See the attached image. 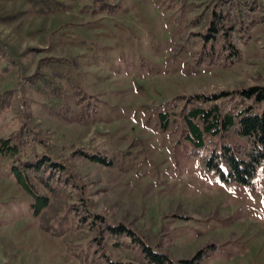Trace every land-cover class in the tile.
<instances>
[{"label":"rangeland","instance_id":"rangeland-1","mask_svg":"<svg viewBox=\"0 0 264 264\" xmlns=\"http://www.w3.org/2000/svg\"><path fill=\"white\" fill-rule=\"evenodd\" d=\"M59 1L63 11L44 15L0 2V140L36 130L43 141H26L21 158L67 166L82 188L74 198L135 236L102 257L96 233L58 200L43 232L0 154V264H151L135 238L173 264H264V176L221 183L190 155L171 106L177 95L264 86V26L236 66L196 70L173 0Z\"/></svg>","mask_w":264,"mask_h":264},{"label":"trees","instance_id":"trees-1","mask_svg":"<svg viewBox=\"0 0 264 264\" xmlns=\"http://www.w3.org/2000/svg\"><path fill=\"white\" fill-rule=\"evenodd\" d=\"M21 1L41 15L65 8L59 0ZM171 6L183 24L181 48L187 51L189 62L196 70L236 66L243 59V47L251 41L253 30L264 26V0H173ZM171 106L173 116L185 128L190 155L221 183L248 186L258 173L264 176V86L177 95ZM26 141L43 140L40 133L25 126L23 132L0 140V154L13 160L10 170L33 198L32 214L43 232L52 231L46 214L52 202L58 200L65 205L69 219L90 235L96 233L92 241L102 257L106 258V246H120L124 238L135 236L122 225L105 224L102 216L91 212L87 199L74 198L73 191L82 188L67 166L46 153L35 152L21 158L20 148L30 145ZM135 239L141 243L149 263L173 264L167 256L153 252L141 239ZM196 259L178 263L199 264Z\"/></svg>","mask_w":264,"mask_h":264}]
</instances>
